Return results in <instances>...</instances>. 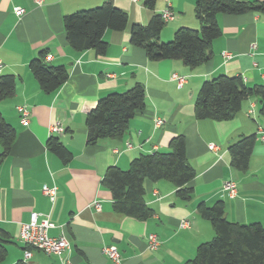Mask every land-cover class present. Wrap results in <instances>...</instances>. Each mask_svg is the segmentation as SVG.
Here are the masks:
<instances>
[{"label":"crops","instance_id":"1","mask_svg":"<svg viewBox=\"0 0 264 264\" xmlns=\"http://www.w3.org/2000/svg\"><path fill=\"white\" fill-rule=\"evenodd\" d=\"M41 1L0 0V74H12L16 80L14 94L0 99V113L16 133L10 151L0 156V243L4 247L0 264H191L197 246L214 236L213 226L197 207L218 200L227 220L264 227V117L258 96L244 98L229 119L194 114L195 96L207 79L240 75L247 86L264 84V13H217L220 34L212 40L209 58L188 67L176 58L149 60L129 35L134 23L145 25L165 8L173 16L162 18L161 41L171 40L180 27L200 28L193 8L196 0H155L152 8L145 0H111L126 12L127 22L121 31H104L103 54L70 46L62 19L105 0ZM16 6L24 12L17 14ZM44 48L46 61L65 65L68 73L52 92L40 88L27 66ZM224 52L230 56L226 58ZM175 75L185 81L177 85ZM135 83L144 88V108L134 112L120 137H102L88 144L85 118L96 101ZM18 105L29 109L26 123L19 118ZM157 117L163 119L160 126L153 124ZM54 124L63 130H50ZM177 135L184 137L187 162L195 171L188 183L190 196L179 197L177 186L168 179H145L144 203L152 213L142 219L114 210L111 192L101 179L106 169L111 165L127 169L141 154L166 151ZM248 135H254L255 141L247 168L239 170L230 163L227 147ZM50 136L58 137L71 152L69 160L63 161L47 147ZM210 144L215 147L209 148ZM228 179L236 182L233 197L222 187ZM43 185L55 187L53 199L42 194ZM93 201L99 202V209L91 205ZM33 211L48 219L50 236L67 238L69 248L46 254L19 240V226ZM182 220L187 224L181 226ZM149 233L158 237L155 249L147 246ZM108 244L117 246L120 262L101 252ZM25 249L31 255L23 259Z\"/></svg>","mask_w":264,"mask_h":264},{"label":"trees","instance_id":"2","mask_svg":"<svg viewBox=\"0 0 264 264\" xmlns=\"http://www.w3.org/2000/svg\"><path fill=\"white\" fill-rule=\"evenodd\" d=\"M155 0H145L152 8ZM200 21V28L180 27L175 30L169 41L159 39L164 24L160 13L154 14L147 24L134 23L130 29L131 43L145 50L149 60L173 58L182 60L188 67L197 66L207 60L211 53L212 40L220 33L215 20L217 13L239 14L247 11L264 13V2L244 0H196L193 7ZM66 39L76 50L94 48L103 54L107 42L103 39L106 29L123 30L127 14L115 6L111 0L101 4L79 9L63 16ZM47 50L41 49L33 57L29 66L34 79L45 92H52L67 79L65 65H51L45 57ZM12 74H0V99L14 94L16 80ZM240 75L220 74L205 80L195 96L194 114L196 118L225 120L233 117L240 108L241 101L249 95L259 98V112L264 117V84L247 86ZM144 88L135 83L122 92H111L99 98L94 107L86 114V142L94 144L102 137H120L127 129L129 119L137 110L145 106ZM14 127L3 119L0 113V156L11 149L15 138ZM58 137L50 136L47 147L63 161L71 157V152L59 142ZM255 141L254 135L241 137L227 148L230 163L239 170L248 166V158ZM185 141L181 135L174 136L166 151L155 150L141 154L131 160L127 169L109 166L103 175L102 183L112 195V206L117 212L145 219L152 213L144 203L145 179H168L177 187V194L187 199L192 191L189 186L194 177V169L187 162ZM198 213L208 219L213 226L214 236L197 246L191 264H264V227L260 223L241 224L229 221L224 216L220 200L211 206L198 205ZM4 247L0 243V260ZM15 264H24L19 261Z\"/></svg>","mask_w":264,"mask_h":264},{"label":"built area","instance_id":"3","mask_svg":"<svg viewBox=\"0 0 264 264\" xmlns=\"http://www.w3.org/2000/svg\"><path fill=\"white\" fill-rule=\"evenodd\" d=\"M34 2L41 3V0H33ZM14 10L17 14H22L24 12L23 8L20 6L14 7ZM161 16L164 20H167L169 18H172L173 14L172 12L165 8L161 11ZM224 56L227 58L230 56L228 52L223 53ZM3 62L0 58V71L2 69ZM175 78L177 79V85L182 84L185 81L184 76L175 75ZM17 110L20 114L21 120L26 123L27 116L29 115V109L25 105H18ZM251 112V110H250ZM163 119L157 117L154 119V125L160 126L162 124ZM50 130L60 132L62 131V127L60 125L54 124L50 126ZM130 143H127V147L130 146ZM215 147L214 144H210L209 148ZM236 182L233 179H228L224 182L222 187L224 190L227 191L228 195L230 197L235 196L237 186L235 185ZM42 194L48 195L51 199L55 197L56 189L55 187H49L47 185H43L42 188ZM96 209L100 208V204L98 201H93L91 204ZM187 221L182 220L180 225H186ZM48 228H49V221L46 219V217L41 218L39 217V213L33 211L30 213V217L28 218L27 222L21 223L18 230V238L21 242H23L27 246L34 247L38 250L43 251L46 254H61L65 249L69 248L68 240L64 235H58V236H50L48 234ZM147 246L150 249H155L158 247L159 240L155 233H149L147 235ZM101 252L107 256L109 259L115 262H120L121 256L119 255V250L115 244H108L103 245L101 247ZM31 252L28 249H25L24 251V258L26 259L30 257Z\"/></svg>","mask_w":264,"mask_h":264}]
</instances>
